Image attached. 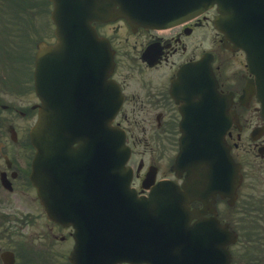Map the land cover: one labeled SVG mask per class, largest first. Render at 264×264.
Instances as JSON below:
<instances>
[{
  "label": "flooded vegetation",
  "instance_id": "obj_1",
  "mask_svg": "<svg viewBox=\"0 0 264 264\" xmlns=\"http://www.w3.org/2000/svg\"><path fill=\"white\" fill-rule=\"evenodd\" d=\"M36 24L40 31V21ZM119 26L101 23L97 31L110 40L115 54L110 78L124 95L115 124L125 130L134 148L133 186L139 195H147L157 182L181 187L186 182V172L173 169L183 115L172 90L184 65L205 52L214 53L212 71L218 90L231 96L230 111L236 115L231 126L229 118L223 117V125L226 146L240 165V174L236 182H229L225 172L198 159L196 194L188 202L186 218L197 239L202 236L212 245V259L218 255L222 264H264V118L256 97L243 94L250 76L238 62L240 68L224 67L235 54L219 52L222 36L212 15L169 30H133L125 22ZM9 36L5 28L0 29V264H72L74 229L48 218L31 180L36 151L30 133L41 104L35 65L20 56L11 59ZM43 40L56 43L54 26L38 42ZM66 90L74 88L68 85ZM209 106L206 102V112ZM196 119L205 129L213 126L208 114ZM136 147L150 149L148 162L137 155Z\"/></svg>",
  "mask_w": 264,
  "mask_h": 264
},
{
  "label": "water",
  "instance_id": "obj_2",
  "mask_svg": "<svg viewBox=\"0 0 264 264\" xmlns=\"http://www.w3.org/2000/svg\"><path fill=\"white\" fill-rule=\"evenodd\" d=\"M51 1L59 41L54 47L42 43L37 55V88L43 104L32 131L38 151L32 180L49 217L71 222L77 235L84 239L88 236L89 239H80L81 245L86 247L90 260L102 264L117 256L120 245L129 243H121L120 238L137 237L146 245L145 237H154L158 224L150 219L149 204L163 201L156 199L161 196V187L150 199L138 198L129 188L131 174L126 163L130 149L125 144L124 132L112 124L121 105L119 93L115 108L109 104L113 55L108 43L98 41L92 22L125 17L135 25L164 28L188 12L198 14L218 4L217 28L235 43L234 48L242 47L247 52L251 72L256 76L255 84L250 83L248 88H257L264 103V0H186L188 8L183 10L180 0ZM199 65L208 69L206 63ZM183 77L186 73H182L179 84ZM209 84L207 76L187 75L183 81L191 99L199 93L204 97ZM68 85L74 91H67ZM185 94L183 90L175 93L177 98ZM98 101L100 114L96 108ZM199 113L205 111L194 115ZM182 131L179 162L190 165L193 161L187 160V150L195 129L185 122ZM75 142H79L80 148L74 147ZM193 186L192 180L186 193ZM177 237L171 231L166 244ZM98 245L102 256L97 262L91 250ZM174 252H181L176 241ZM75 255L74 262L80 264L79 253Z\"/></svg>",
  "mask_w": 264,
  "mask_h": 264
},
{
  "label": "rangeland",
  "instance_id": "obj_3",
  "mask_svg": "<svg viewBox=\"0 0 264 264\" xmlns=\"http://www.w3.org/2000/svg\"><path fill=\"white\" fill-rule=\"evenodd\" d=\"M38 1V0H0V10L4 11L6 13L5 17H6V24L5 27L6 29H8L9 33H10V48L14 49L16 51V48L14 45H16V41L18 43V39H19V44L21 46V48H23L21 55H20V59L27 61L29 59V50L28 47L30 48V39H31V50L34 53L36 51L35 48V41L41 37H48V32H49V28L52 26L51 24V20L49 17L50 14V10H51V6H49L47 4V2H45L46 0H40V4H38V6L34 7V2ZM17 3V4H16ZM40 7V8H39ZM19 12L20 15L19 16H12L13 19L16 20H21V21H26V25L22 24L20 26L19 25H14L13 22H11L12 20L9 21L10 18V13H17ZM30 13V15L33 17H37V22L40 21L41 24V34H37L39 27H34L32 29V31H25L24 33H22L20 35V37H17V34L24 30L25 26H32L33 25V21L31 19H27L25 18L24 14ZM38 13V14H37ZM44 16H46V19H44ZM43 18V19H42ZM42 19V22H41ZM47 21V22H44ZM50 22V23H49ZM45 23L47 25L46 29L45 27ZM10 24V25H9ZM15 26V27H14ZM1 23H0V28H1ZM4 27V26H3ZM35 34H37V36H34ZM33 35V36H32ZM33 38V44H32V38ZM235 57L234 59L232 58H228V61L224 63V67H230V68H240L239 64H244L243 62V55L239 52L234 53ZM30 58H32V55H30ZM238 62V63H237ZM235 71H237L236 69L233 70V73H236ZM136 152L137 155L142 158L144 160V162H148L150 156H151V151L150 149L146 148H142V147H137L136 148Z\"/></svg>",
  "mask_w": 264,
  "mask_h": 264
},
{
  "label": "bare ground",
  "instance_id": "obj_4",
  "mask_svg": "<svg viewBox=\"0 0 264 264\" xmlns=\"http://www.w3.org/2000/svg\"><path fill=\"white\" fill-rule=\"evenodd\" d=\"M185 88V87H184ZM184 91H185V96L187 97V99H190V97H189V95H187V93L189 92L188 90H186V89H184ZM194 116H197V115H194ZM120 242L122 243V242H124V239L123 238H121L120 239Z\"/></svg>",
  "mask_w": 264,
  "mask_h": 264
}]
</instances>
